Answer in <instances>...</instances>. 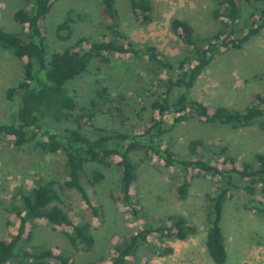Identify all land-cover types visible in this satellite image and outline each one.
<instances>
[{
  "label": "trees",
  "instance_id": "16d2710c",
  "mask_svg": "<svg viewBox=\"0 0 264 264\" xmlns=\"http://www.w3.org/2000/svg\"><path fill=\"white\" fill-rule=\"evenodd\" d=\"M56 1L26 0V6L13 13L20 30L8 32L0 28V47L9 50L22 64L21 80L6 93L9 99H19L17 124H0V137L17 148L38 137L36 146L43 153L62 156L65 179H61L58 186L73 191L87 212L99 220L103 212L93 202L92 189L103 176L93 172L91 178L85 177L87 163L119 168V193L113 199L135 220L142 217L143 206L132 196L136 177L133 154L143 153L146 157L151 154L165 168L180 170L183 180L176 195L181 200L187 197L190 173L216 177L221 187L206 198L205 249L214 264H224L227 254L220 227L223 205L234 191L242 190L250 197L248 203L254 210L264 214V201L256 199L257 190L264 196V154L255 155V164L238 162L232 157L217 162L198 155L202 141L193 140L188 144L192 154L183 157L173 151L172 138L174 130L189 121L234 130L256 127L264 134V95L261 93L255 94L243 110L209 107L191 94L199 76L216 58L241 49L264 29V0H214L211 15L220 29L209 36L199 37L187 21L171 19L169 29L180 40L184 51L183 57L174 61L155 46L135 43L122 32L114 0H96L100 15V33L96 38L82 36L59 50L48 51L45 21ZM127 1L136 26L144 27L152 22L151 0ZM245 6L251 9L246 17ZM70 24L67 19L57 26L55 41L66 43L73 38ZM114 56L134 58L143 64L138 81L148 88L151 96L149 117L146 125L137 130L97 128L100 134L90 137L83 125L93 127L92 121L106 104L111 103L109 112L114 110L115 115L123 117V110L113 108L114 100L109 98V92L118 86L114 87L115 81L105 78L96 80L97 87L89 105L78 107L70 85L94 63L102 72ZM55 181L37 176L31 185L15 189L8 211L14 214L18 224L13 235L0 239V264H45L49 261L74 264V255L65 256L48 247L31 244L32 228L37 221L46 222L54 232H62L75 250L88 252L94 247L91 225L74 220L61 207ZM195 233L196 227L186 218L171 215L156 226H143L124 238L106 264H149L139 261L136 254L141 246L152 245V235H157L158 240L172 238L185 242ZM172 251L168 245L154 247L157 257H166Z\"/></svg>",
  "mask_w": 264,
  "mask_h": 264
},
{
  "label": "rangeland",
  "instance_id": "374dc122",
  "mask_svg": "<svg viewBox=\"0 0 264 264\" xmlns=\"http://www.w3.org/2000/svg\"><path fill=\"white\" fill-rule=\"evenodd\" d=\"M119 15V27L130 40L138 44H151L170 61L182 58L183 45L170 31L171 19L187 21L199 37L209 36L220 29V24L211 15L214 0H151L152 22L144 27L136 26L130 16L127 0H114ZM26 0H0V28L8 32H18V24L13 13L24 8ZM244 7L245 17L250 13ZM70 20L73 38L61 43L55 41L57 26ZM100 15L96 0H57L45 21V37L48 51L68 46L79 37L96 38L100 31ZM104 66V65H103ZM101 65L100 68H103ZM143 64L126 56L110 57V63L102 72L94 63L80 79L70 87L78 107H86L96 90V80L115 81V89L109 92L114 100L112 107L123 110V117L109 112L111 103L102 108L92 121L94 126H84L90 137L106 131L137 130L146 125L149 117L150 93L138 81V72ZM22 77V64L13 54L0 47V124H15L19 99H9L7 91L15 88ZM143 87V88H142ZM139 93V94H138ZM264 95V29L241 49L229 51L218 58L199 76L191 94L209 107L224 106L228 109L243 110L255 94ZM121 97V98H120ZM139 112V115H138ZM17 124V123H16ZM55 125H50L53 128ZM38 137L26 142L22 147H14L0 137V239L15 233L18 224L14 214L8 211L11 198L19 186L31 185L37 177L56 180L55 189L61 200V207L76 221L91 225L95 239L91 251L75 250L62 232H54L44 221H37L32 228L33 246H45L55 253L74 255V264H106L116 246L124 238L146 225L156 226L169 216H182L196 227V233L185 242L172 238L158 240L152 235V245H143L137 251L139 261L149 264H214L207 255L205 238L207 231V196H213L221 187L220 180L211 175L190 173L189 188L185 200L176 195L183 180L178 169H167L161 161L143 153L132 155L136 165V177L132 196L143 206L141 218L133 219L126 214V208L117 205L113 198L119 193L120 170L115 165L87 163L85 177L93 172L103 176L92 189L93 202L102 208L101 220L94 218L85 209L73 191L58 186L65 179L63 157L43 153L36 146ZM201 140L198 155L221 162L232 157L238 162L255 164V155L264 154V134L256 127L231 129L219 125H208L189 121L179 125L173 132V151L181 156H190L189 142ZM256 199L264 201L257 190ZM250 197L242 190H236L222 208L220 227L224 237L226 260L224 264H264V214L254 210L248 203ZM68 231L67 228L64 229ZM168 245L172 253L157 257L154 247ZM17 264V263H11ZM45 264H56L49 261Z\"/></svg>",
  "mask_w": 264,
  "mask_h": 264
}]
</instances>
